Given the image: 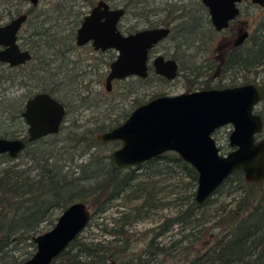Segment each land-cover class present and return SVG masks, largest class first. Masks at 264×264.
<instances>
[{"label": "trees", "instance_id": "16d2710c", "mask_svg": "<svg viewBox=\"0 0 264 264\" xmlns=\"http://www.w3.org/2000/svg\"><path fill=\"white\" fill-rule=\"evenodd\" d=\"M72 1L57 0L43 7L30 5L27 8L28 18L20 37L32 51V57L26 63H31L28 77L34 80L28 82V92L22 98L4 90L0 92V136L17 137L16 133L25 129L21 115L24 101L37 91H47L67 106L65 123L57 132L32 141L24 135L25 147L16 157L0 153V264H21L31 256L36 249L32 236L42 231L43 224H52L57 219L58 215L52 217L55 210L61 212L77 200L88 203L90 219L51 264H264V178L247 181L239 169L225 178L212 194H239L233 197L232 206L213 212L209 226L212 231H208L210 240L204 247L195 248V243L203 240L199 225L210 216L203 207L211 201V195L201 203L195 201L198 177L195 167L173 150L138 165L116 167L112 151L108 149L106 152L101 148L103 141L97 139L98 133L118 125L138 104L163 93H155L141 101L135 95L131 97L128 108L122 106V111L107 121L80 122L81 112L73 117L77 109L103 106L107 97L105 94L110 92H96L97 95H94L98 97H92L90 89L84 90L74 84L73 78L64 77L68 54L74 50L81 51L76 48L74 38L85 12L82 5L88 7L94 2ZM111 1L126 6L136 17H148L162 10L166 23L178 17L186 20L187 17L181 31L176 32V23L167 36L175 42L176 51H181L182 55L183 50L192 48L195 42L204 44L206 49L216 38L213 30L206 38L197 35L195 28L188 25L195 20L194 11L186 14L181 8L175 13L180 5L174 0L169 3L165 0L157 8L153 7L155 0ZM20 10L16 8L15 12ZM7 11L10 13L12 10ZM0 15L4 16L3 10ZM221 54L206 66L220 74L232 72V82L228 85L256 82L264 71V16L240 45H230ZM111 56H114L113 51ZM171 56L178 60L179 70L186 67L198 76L195 72L199 67L196 60L183 66L177 52ZM187 60L190 62L192 59ZM87 73H83L82 78ZM240 75L242 79L236 83L233 79ZM153 77L165 80L153 71L145 78H127L130 84H125V95H134L136 85L137 88L145 87ZM11 80L13 82L14 77ZM122 80L125 79L115 81ZM204 82L203 88L212 87L208 80ZM259 103L257 106L260 107ZM257 106L255 109L262 114L264 123V107L257 109ZM109 107L113 110L117 108L113 104ZM14 121L18 127L16 130L10 128L14 126ZM260 135H264V130ZM107 142L111 143L110 149L113 150L121 145L119 139ZM16 158L25 160L16 161ZM151 173L177 178L169 190L175 197L172 201L180 208L172 215L162 216L157 224L144 232H135L130 225L150 215L153 209L143 207L165 205L157 196L161 188L156 189L155 186H148L145 180H139L142 175L149 177ZM140 197L141 202L132 208H116V214H107L117 200L127 198L130 201ZM123 203L120 204L123 206ZM175 226L183 235L170 241L162 240ZM94 227L100 232L94 231ZM16 249L19 254H16Z\"/></svg>", "mask_w": 264, "mask_h": 264}, {"label": "water", "instance_id": "95a60500", "mask_svg": "<svg viewBox=\"0 0 264 264\" xmlns=\"http://www.w3.org/2000/svg\"><path fill=\"white\" fill-rule=\"evenodd\" d=\"M36 4L38 0H28ZM217 29L228 26L239 13V0H202ZM262 6L264 0H252ZM122 7L111 8L105 0L86 13L77 28L76 42L89 40L95 48L113 47L117 53L106 76V89L112 80L128 75L148 74L149 51L166 36L168 26H153L122 33L116 26L123 14ZM26 18L21 13L0 24V61L9 65L22 63L31 57L28 49H20L16 32ZM247 29L234 39L240 44L248 36ZM156 73L171 79L176 76L178 62L173 57L156 54L151 59ZM262 83L245 82L223 87L160 94L137 105L118 125L97 135L99 141L119 139L121 145L112 150L116 167L138 165L161 156L167 150L176 151L197 170L194 198L203 202L234 170H241L247 181L264 178L263 116L256 111L264 98ZM65 114L62 102L45 91L26 99L22 116L28 124L27 139L32 141L59 130ZM232 124L228 136L230 149L222 153L213 132ZM21 137L0 136V153L16 157L25 147ZM91 210L80 200L69 203L49 229L32 236L36 249L21 264H51L52 260L86 226Z\"/></svg>", "mask_w": 264, "mask_h": 264}, {"label": "rangeland", "instance_id": "374dc122", "mask_svg": "<svg viewBox=\"0 0 264 264\" xmlns=\"http://www.w3.org/2000/svg\"><path fill=\"white\" fill-rule=\"evenodd\" d=\"M57 2V0H40L38 7H43L49 4H54ZM65 3L69 4L70 1H64ZM73 3L76 2V0L72 1ZM79 2V1H77ZM173 2V0H167V3ZM80 3V2H79ZM29 3L25 0H0V13L3 10L4 16L0 15V23L6 22L9 20L13 15L16 8H20L21 10L26 9L28 7ZM161 5V4H160ZM76 6V5H75ZM153 7H158V4L154 3ZM82 8L86 11L88 8L82 5ZM8 9L12 10L10 13L7 11ZM14 9V11H13ZM241 13L239 17L234 21V24L236 25L235 29L239 25H244L245 23L248 24V29L252 31V29L258 24V21L262 16H264V6L254 5L251 4L248 1L243 2L241 5ZM12 14V15H10ZM165 12L162 10L160 14H158V18H164ZM129 15H132L129 13ZM131 17V18H130ZM134 19L132 16H128V22L132 23ZM233 24V25H234ZM68 26V23L66 24L65 28ZM234 28V27H233ZM235 29H232L231 31H225L222 34L217 36L213 43L211 45L208 44V47L205 49L204 45L201 43L195 42V45H193L192 48L184 49L183 55L181 51H176V44L171 38H167L163 40L158 46L157 51L165 54L166 56H171L173 53H178L179 56L182 58V65L187 66L192 61L196 60V64L199 66L198 70L195 71L198 73V76H195L194 72H191L189 68L184 67V69L179 70L177 76L174 79L171 80H160L155 77L149 80V84L147 86H141L137 88V85L135 86L134 95L127 96L125 95V84L128 86L130 84V79H125L122 81H114L112 83V90L110 91V94L106 95V102L101 107H92V108H82L81 110H75V113H73V117L77 116L78 112H81L79 115V121L80 122H86L87 124H91L94 122V120H105L107 121L109 117H114L115 115L119 114V112L122 111L124 108H128L131 102V97L135 96L141 101L144 99L149 98L151 95H154L155 93H165V94H176L182 91L192 90V89H199L203 88L204 80H208V84H210L212 87H217L218 85L226 86L228 83L232 82L233 74L232 72H227L225 74H220V72L216 71L215 69L207 68L206 64L210 62V60H215L218 56H221V52L225 50L228 46H230L234 40L235 35ZM218 51V52H217ZM215 52V53H214ZM77 54L83 55L84 60H86L89 63H94L95 66L97 64L99 66H107V56L108 53H95V52H89L88 54L84 52L83 50L77 51ZM196 56V57H195ZM217 56V57H216ZM192 59L190 62L187 59ZM197 58V59H195ZM103 60V61H102ZM181 63V62H180ZM31 66V63H24L22 65H19L16 68L9 67L8 64L0 62V92L5 91L10 94L14 93V96H18L22 98L26 92H28V87L30 86L28 82H33L34 79H29V68ZM264 71H262L260 77L257 79L256 82H261L263 78ZM12 77H14V81L12 82ZM241 75L239 77L234 78L233 80L236 81V83H239L241 80ZM25 83V85H23ZM27 85V87H26ZM105 82L102 75L99 73V71L91 70L87 75L83 78L82 81V88L85 89H91L93 88L94 92H105ZM6 89H5V88ZM93 92V91H92ZM90 93L92 97H96L93 93ZM84 94V93H82ZM97 98V97H96ZM94 100V99H93ZM25 102V101H24ZM109 104L116 105L117 108L114 110L112 107H109ZM260 107H264V98L260 101ZM72 117V116H70ZM9 118V117H7ZM125 118L121 119V122ZM16 121H14V126L10 127L14 130L18 129L17 124H15ZM68 123V121H66ZM24 130H19V132H15L17 137H23L24 135H27L26 125L24 126ZM11 129V130H12ZM232 129V124L228 123L223 125L222 127L216 129L213 132V137L216 140V143L219 147H221V152L225 153L229 150L228 145V136ZM264 136V135H263ZM111 143H108L107 140L102 142L101 148L107 152L112 151L113 149H110ZM16 161H24L25 159L22 158H16ZM85 159H83L84 161ZM141 170V169H139ZM177 178H175L174 175H164L160 173H151V175L148 177L146 175H142V177L139 178V180L145 182L148 186H155L156 189H160V191L157 193L158 199L161 200L165 205L164 206H157V207H143V208H153L151 210V214L143 217L141 219H138L134 224H131V229L135 232L145 231V229L154 226L159 222L162 216L164 215H172L176 213L177 209L180 208L178 204L175 203V201H172L175 199L173 194L170 192V188L172 187V183L176 181ZM145 180V181H144ZM155 184V185H154ZM168 184V186L166 185ZM166 185V186H164ZM238 192H232L230 195L226 192L224 193H214L211 195V201L206 204L203 208H205V212L207 211L210 216H208L207 221H204L202 224L199 225L201 227V231L203 232V237L201 238V242L198 241L195 243V248H202L206 244H208L210 237L209 232L212 231V229L209 227L213 220V212L219 211L220 208L226 206L230 207L233 205V197L237 196ZM142 198H136L133 200H128L127 198H121L116 201L114 205H112L107 214H116L115 209L116 208H132L134 204L140 203ZM123 203V206L120 203ZM160 202V201H159ZM88 204V203H87ZM142 208V207H141ZM157 208V209H154ZM60 214V210L57 209L54 211V214L52 217H55L56 215ZM109 219V218H107ZM56 219L53 221L52 224H43L42 231H45L53 226ZM178 227L175 226L171 231H168L167 234L162 238L164 241H170L174 238L181 237L183 234L182 232H179ZM94 231L100 232L97 227L93 228ZM186 230H189L187 228ZM209 231V232H208ZM84 232V231H83ZM40 233V232H39ZM87 233V231H85ZM197 234H199L197 232ZM193 238L192 236L190 237ZM189 239H185L184 241H187ZM31 246H28L30 248ZM19 250L16 249V254H19Z\"/></svg>", "mask_w": 264, "mask_h": 264}, {"label": "flooded vegetation", "instance_id": "af4514ba", "mask_svg": "<svg viewBox=\"0 0 264 264\" xmlns=\"http://www.w3.org/2000/svg\"><path fill=\"white\" fill-rule=\"evenodd\" d=\"M25 1H27L28 3H29V5H28V7L30 6V5H38L39 4V1L40 0H38V2L36 3V4H33V3H31L30 1H28V0H25ZM107 3H108V5H109V7H111V8H116V7H122L123 9H124V12H123V14L118 18V20H117V22H116V26H117V28L122 32V33H124V34H126V33H130V32H134V31H136V30H138V29H141V28H145V27H153V26H168L169 28H170V30H169V32H168V34L166 35V36H164L161 40H159L154 46H153V48H151L150 49V51H149V58H150V60H148V73L150 72V71H153L155 74H157V75H159V76H162L165 80H171V79H174L176 76H177V74H178V72H179V62H178V60L175 58V57H173V56H166L165 54H163V53H161V52H158L157 51V46L163 41V40H165L166 38H167V36L170 34V32H171V30H172V26L175 24L176 25V23H178L177 25H178V27H176V32H179V31H181L182 30V28L183 27H185V22L184 21H187V17L185 18L186 20H183L182 18H180V17H178L177 19L175 18V19H172L168 24L164 21V19L165 18H158V14H160V12L159 13H157V14H152V15H149L148 17H145V15H142L141 17H136V15H134V13L132 12V10H130V9H127V7L126 6H124V5H122V4H116L115 2H113V1H111V0H105ZM163 1H165V0H155V3L156 4H161ZM245 1H248V2H250L251 4H254V5H258L257 3H255V2H253L252 0H239L238 2H236V5H238V7H239V13L234 17V18H232V19H230L229 20V23H228V26H226V27H223V28H221V29H217L216 27H215V25L212 23V21H211V18H210V14H209V11H208V8H207V6L203 3V1L202 0H174V2H175V4H177V5H180L179 6V8L178 9H176V11H175V13H178L180 10H181V8H184V10H185V12H186V14L187 13H189V12H191V11H194V13H195V20H194V22H192V23H189L188 25L189 26H193L195 29H194V31L197 33V35H200L201 37H204V38H206V37H209L210 35H211V33L212 32H215V34H216V37L218 36L219 37V35L220 34H222L223 32H225V31H231L232 29H235V27H236V25L234 24V21L239 17V15H240V13H241V11H242V9H241V5L243 4V2H245ZM98 2V0H94V2L91 4V5H89L87 8V10L84 12V14H83V16H82V19H81V21L79 22V24H78V26L81 24V22H82V20H83V17H84V15L86 14V13H88L89 11H90V9L96 4ZM260 6V5H259ZM27 7V8H28ZM27 8L26 9H23V10H20V12H15L14 11V15L11 17V18H13V17H16V16H18L19 14H21V13H26V18H25V20L22 22V24H21V26L19 27V29L17 30V32H16V43L18 44V46L20 47V49H28L29 50V52H30V54H31V57H32V51H31V49L30 48H28L26 45H24L23 43H22V38L20 37L21 35H22V29H23V26H24V23L26 22V20H27V18H28V13H27ZM157 8V7H156ZM16 10V9H15ZM198 10V11H197ZM201 11H202V13H201ZM205 12V13H204ZM129 13H131L132 15H129ZM128 16H132V18L134 19V21L132 22V23H129L128 22ZM184 17V16H183ZM10 18V19H11ZM131 18V17H130ZM149 20H148V19ZM9 19V20H10ZM209 20V22L208 23H206L205 22V20ZM9 20H7V21H9ZM6 21V22H7ZM3 23H5V22H3ZM0 24H2V23H0ZM234 24V25H233ZM78 26L76 27V32H75V38H74V43H75V45H76V48H78V49H81V50H85V51H87V54L89 53V52H95V53H101V54H104V53H108V56H107V59H106V62H107V66H104V68L102 67V66H99L98 64H97V66H95L94 65V63H89V62H87L86 60H84L85 58H84V56L83 55H78L77 54V51H71L69 54H68V57H67V60L65 61V64H66V67H65V70H64V77H65V79L68 77V78H73V80H74V84H77V85H80V86H82V81H83V78H82V75H83V73H89L91 70H95L96 71V69H97V71H99V73L102 75V77L104 78V82H105V90H106V92H110L111 90H112V83L116 80V79H127V78H133V77H141V76H137V75H128V76H126V77H123V78H115V79H113L112 80V83H111V88H110V90H107L106 89V76H107V74H108V72H109V69H110V63H111V61L116 57V53H117V51L113 48V47H108V48H105V49H101V48H95L93 45H92V41L91 40H89V41H87V42H85V43H83V44H77V42H76V35H77V28H78ZM207 27H209V28H207ZM234 27V28H233ZM245 29H247L248 31H249V34H250V30L248 29V24L247 23H245L244 25H239L236 29H235V35H234V39H235V37L240 33V32H242L243 30H245ZM211 30H213L212 32H211ZM249 34H248V36H249ZM247 36V37H248ZM246 37V38H247ZM245 38V39H246ZM244 39V40H245ZM243 42V41H242ZM241 42V43H242ZM240 43V44H241ZM240 44H238V45H240ZM202 45H204V44H202ZM231 45H233V46H238V45H234V40H233V42H232V44ZM1 47V46H0ZM204 47H205V45H204ZM111 51H113L114 52V56H111L110 57V53H111ZM163 54L165 57H173V58H175L176 60H177V62H178V71H177V74H176V76L175 77H173V78H171V79H168V78H166L165 76H163V75H160V74H158V73H156L155 71H154V69H153V66H152V64H151V59L156 55V54ZM31 57L29 58V59H27V60H25L24 62H22V63H18V64H15V65H9L8 63H6V62H2V61H0V62H2V63H6V64H8L9 66H11V67H14V68H16V67H18L19 65H22V64H24V63H26L27 61H29L30 59H31ZM103 61V60H102ZM87 75V74H86ZM148 75V74H147ZM146 75V76H147ZM145 76V77H146ZM145 77H141V78H145ZM199 89H201V88H199ZM91 91H95L93 88H91L90 89ZM193 90V89H192ZM37 92H40V91H37ZM45 92H47V91H45ZM36 93V92H35ZM49 93V92H48ZM96 95H97V93L96 92H94ZM34 94V93H33ZM32 94V95H33ZM50 94V93H49ZM163 94H165V93H163ZM31 95V96H32ZM52 95V94H51ZM158 95H160V94H158ZM53 96V95H52ZM53 97H55V96H53ZM98 97V96H97ZM29 98V97H28ZM56 98V97H55ZM27 99V98H26ZM57 99V98H56ZM59 100V99H58ZM26 101V100H25ZM60 102H62L61 100H59ZM147 101V100H146ZM145 102V101H144ZM63 103V105H64V107H65V114H64V117H63V120H62V122H61V124H60V126L62 125V124H64L65 123V121H64V119H65V115H66V110H67V106H66V104L64 103V102H62ZM143 103V102H142ZM24 104H25V102H24ZM141 104V103H140ZM139 105V104H138ZM73 107H76V106H73ZM134 109V108H133ZM132 109V110H133ZM23 110H24V105H23ZM22 110V111H23ZM21 115H22V112H21ZM23 117V116H22ZM23 119H24V117H23ZM24 122H25V125H26V127H28V124L26 123V121H25V119H24ZM121 123V122H120ZM119 123V124H120ZM60 128V127H59ZM110 129V128H109ZM26 130H27V128H26ZM106 130H108V129H106ZM105 131V130H104ZM103 132V131H102ZM101 133V132H100ZM99 134V133H98ZM48 135V134H47ZM259 136H262V137H264L263 135H260V134H258ZM27 136H28V131H27ZM45 136V135H44ZM42 137V136H41ZM21 138H23V137H21ZM24 139V138H23ZM25 140V139H24ZM230 147V146H229ZM230 149V148H229Z\"/></svg>", "mask_w": 264, "mask_h": 264}]
</instances>
